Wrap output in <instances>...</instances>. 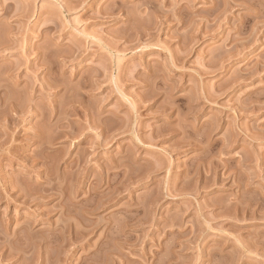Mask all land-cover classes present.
Returning <instances> with one entry per match:
<instances>
[{
    "label": "rangeland",
    "instance_id": "374dc122",
    "mask_svg": "<svg viewBox=\"0 0 264 264\" xmlns=\"http://www.w3.org/2000/svg\"><path fill=\"white\" fill-rule=\"evenodd\" d=\"M0 264H264V0H0Z\"/></svg>",
    "mask_w": 264,
    "mask_h": 264
}]
</instances>
